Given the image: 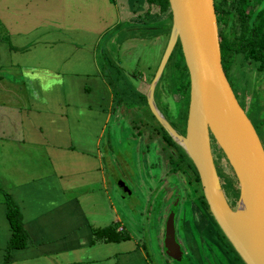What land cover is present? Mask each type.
Here are the masks:
<instances>
[{"label":"crops","instance_id":"crops-1","mask_svg":"<svg viewBox=\"0 0 264 264\" xmlns=\"http://www.w3.org/2000/svg\"><path fill=\"white\" fill-rule=\"evenodd\" d=\"M119 5L0 0V264L12 235L6 193L27 236L24 247L10 250L6 264L148 260L114 205V185L122 180L113 185L106 172L116 165L118 141L106 129L118 123L117 106L129 93L142 109L147 104L137 98L138 87H127V78L113 80L105 51L99 55L109 68L97 60L102 37L120 26ZM57 76L63 84L44 91L42 85ZM138 90L146 95L148 89ZM198 211L193 226L207 224L203 233L218 236L214 220ZM223 249L234 254L232 264H244L225 242Z\"/></svg>","mask_w":264,"mask_h":264},{"label":"rangeland","instance_id":"rangeland-1","mask_svg":"<svg viewBox=\"0 0 264 264\" xmlns=\"http://www.w3.org/2000/svg\"><path fill=\"white\" fill-rule=\"evenodd\" d=\"M114 1L120 4L118 10L120 26L117 29L108 30V33L103 35L97 49L96 55L99 57L97 60L101 67L109 68L101 59L102 56L99 55L105 51V55H108L113 62L112 70L118 68L121 71L120 75L124 74V77L127 78V87L130 89L138 87L137 89L144 90V85L148 82L151 83L150 78L159 66L169 36L167 37L166 32L153 35L152 31L141 36L139 32L145 30L140 28L143 24L163 22L167 18V12L158 15L152 11L146 14L144 12L147 9V4L143 0ZM222 2L226 7L229 0H222ZM251 8L248 7V10ZM145 26L149 27L150 25ZM236 27L237 34H241L243 28H240L237 23ZM146 31H149V28H146ZM172 58L176 61L177 69L170 61L168 62L169 65L165 66L162 73L163 78L154 90V98L157 108L164 114L171 126L178 131H183L189 103L186 97L187 89L184 90V85L189 76L184 68V59L181 53L175 50ZM233 60L235 61L229 70L230 74L236 78L240 72V76L238 82L232 80V86L238 91V99L256 126L264 143V73L256 70L260 65L258 61L244 59L242 53L234 55ZM244 71L247 73L244 74ZM175 84L177 89L174 88ZM125 92L129 91L125 90ZM127 95H129V99L126 100V103H119L117 106V110H119L117 113L115 112L114 119L118 123L113 127L109 124V128L106 129L107 132L110 129L109 137L114 136L118 141L115 150L121 148L124 152L117 150L114 152L113 158L116 165L112 162L113 170L110 169L106 172H110L113 185L116 183V179H121L130 190V194H123L122 190L114 185L113 197L114 205L118 206L135 241L146 251L148 256V260L138 259L137 264H232L234 254L230 250L228 253L227 249H223L224 239L221 237L223 233L218 226H213L218 236L215 234L211 238L203 233L208 227L207 224L201 229L193 226L197 221L194 211L199 213L195 205V196L196 194L200 196L201 186L197 181L190 182L193 174L189 170L188 159L184 157L182 163H179L177 158L171 160L174 149L180 152L179 149L175 145L173 149H168L163 136L154 130H158L160 126L150 107L142 109L140 106H136V104L140 105L136 98H134L135 101L131 99L133 95L130 93ZM212 145L214 162L222 189L229 204L233 206L238 198L239 184L228 161L214 141ZM141 155H144L142 160L140 159ZM187 167L188 171H186ZM158 173H162L168 180L176 183H172L170 186L173 185L179 191V200L181 199L182 203L179 201L177 205L173 200H166V197L164 203H158L161 201L160 198L155 203L153 200L151 201L152 190H159ZM170 205L171 208L175 205L176 207L173 209L179 212V215L176 214V216L178 215L176 219L177 235L180 234L179 240L186 250L184 257L179 262L160 253L163 249V224ZM202 213L212 220V216L208 215L205 209Z\"/></svg>","mask_w":264,"mask_h":264},{"label":"water","instance_id":"water-1","mask_svg":"<svg viewBox=\"0 0 264 264\" xmlns=\"http://www.w3.org/2000/svg\"><path fill=\"white\" fill-rule=\"evenodd\" d=\"M171 29L165 51L146 93L156 120L191 160L212 219L244 264H264V149L222 66L214 0H168ZM179 41L189 76L185 133L179 134L157 108L154 90ZM221 150L239 184L231 207L222 189L212 142ZM117 186L130 193L123 181ZM173 192V190H171ZM176 204V203H175ZM176 213L164 221V254L184 257L176 236Z\"/></svg>","mask_w":264,"mask_h":264},{"label":"trees","instance_id":"trees-1","mask_svg":"<svg viewBox=\"0 0 264 264\" xmlns=\"http://www.w3.org/2000/svg\"><path fill=\"white\" fill-rule=\"evenodd\" d=\"M144 3L147 4V9L144 13L149 14L152 11H155L156 14L160 15L165 12H167V18L166 20H163V22H156V23H151V24H143L140 29L145 30V31H140L139 35L143 36L144 34H149L151 31V34L156 35L159 33H167V37L169 36L170 29H171V13L169 12V3L168 0H143ZM238 1V0H237ZM255 1V12L257 11V5L261 0H254ZM240 3H234L233 7L237 9V14L234 15L232 11L226 10L225 6H223L222 0H215V10L218 13V23L220 25V48H221V57H222V66L225 72L228 71L230 68V65L233 60V56L236 53L242 52L244 55L248 58H251L255 61H258L260 63L259 69L263 70L264 69V10L260 9L256 12V15H254V18H252L251 14H247L244 12V7L246 6V3L248 0H240ZM238 22V23H237ZM250 22V23H249ZM236 23L239 24L240 28H243V32L241 34H237V29H236ZM145 25H150L145 26ZM146 28H149V31H146ZM156 31V32H153ZM179 51L182 55L181 47L179 41H177L166 65H169L170 63L174 66L175 69L176 67V61L172 56H174V52ZM172 60V61H171ZM184 63V62H183ZM165 65V66H166ZM184 68H187L184 63ZM117 71V72H115ZM112 74L116 75L115 79L113 80H123L124 74H121V71L117 69H114L111 71ZM188 74V72H187ZM163 75V74H162ZM162 75L160 79L158 80L156 86L158 83L161 82L162 80ZM154 77V73L151 76V80ZM150 82L146 83L144 85L145 88L148 89ZM183 86V85H182ZM175 84V89L176 88ZM186 91L189 89V77L187 78L186 84L184 85ZM156 88V87H155ZM187 93V92H186ZM137 95L138 99L146 100V95L143 93H140L139 90L135 92ZM138 106V105H137ZM148 108L147 104L145 106ZM159 124V123H158ZM160 128L156 130L159 134L163 136L165 140H168L170 144L175 145L179 149V159L178 162L182 163L183 158L186 157L189 161V167H191L195 179L199 182V177L198 174L191 162V160L188 158L186 153L183 151V149L180 146H177L176 143L170 138L168 133L165 131V129L159 124ZM153 130V129H152ZM155 130V129H154ZM160 131V132H159ZM221 152V150L219 149ZM223 154V153H222ZM171 157V156H170ZM174 157H171V160ZM229 180V179H228ZM238 182V181H237ZM5 195V194H4ZM7 198L5 199V204L7 206V219L10 224V229L12 232L9 245L7 248V255H6V263H8V259H10V250L12 248H21L24 247L26 244V234L23 228V223L21 220V213L18 209V207L13 203L11 198L8 196L6 193ZM200 202L202 205L205 207V211L208 212V215L211 216V213L209 211L207 202L204 198V195L202 193V190L200 192L199 196ZM213 220V219H212ZM215 222V221H214ZM216 224V223H215ZM217 226V224H216ZM219 228V227H218ZM223 235V234H222ZM222 239H224V242L226 244L227 248H230L231 245L229 242L226 240V238L221 236ZM231 250H233L231 248Z\"/></svg>","mask_w":264,"mask_h":264},{"label":"flooded vegetation","instance_id":"flooded-vegetation-1","mask_svg":"<svg viewBox=\"0 0 264 264\" xmlns=\"http://www.w3.org/2000/svg\"><path fill=\"white\" fill-rule=\"evenodd\" d=\"M240 0H229V2H228V6H226L225 7V9L226 10H229V11H232L233 13H234V15L235 14H237V9L236 8H234L233 7V5H234V3H240L239 2ZM214 5H215V0H214ZM248 7H252L250 10H248ZM264 10V0H261L259 3H258V5H257V11L258 10ZM256 11V12H257ZM215 12H216V10H215ZM244 12L245 13H247V14H251V15H256V12H255V1L254 0H248V2L246 3V6L244 7ZM216 15H217V23H218V13L216 12ZM236 16V15H235ZM238 23V22H237ZM221 25V24H220ZM220 25H219V23H218V28H219V30H220ZM239 25V24H238ZM236 29H237V27H236ZM220 32V31H219ZM219 38H220V36H219ZM239 53H242V52H239ZM238 53H236V54H234V55H237ZM243 55H244V53H242ZM234 57V56H233ZM251 59V58H248V57H246L245 55H244V59ZM251 60H253V59H251ZM234 61L235 60H232V63H231V65H230V68L228 69V71L231 69V67L233 66V64H234ZM253 61H255V60H253ZM235 67V66H234ZM236 69V68H235ZM235 69H234V72H236L235 71ZM256 70H258V71H260V72H263L264 73V69L263 70H260L259 69V67H257L256 68ZM225 71V70H224ZM225 72V74H226V76H227V79H228V81H229V83H230V85H231V87H232V89H233V91H234V93H235V96H236V98L238 99V96H237V92L238 91H236L234 88H233V86H232V80L234 79V81L236 80L237 82L239 81V76H240V72L237 74V77L235 78V76H232L231 74H230V71L229 72ZM248 72H251V71H248ZM245 73H247L246 71H244V74ZM242 75V74H241ZM155 93V92H154ZM185 93V92H184ZM186 97H187V100H189V89H188V91H187V93H186ZM154 100H155V98H154ZM147 101V100H146ZM238 101H239V103H240V105L243 107V105H242V103L240 102V100L238 99ZM147 106H148V104H147ZM188 109V108H187ZM243 109H244V111H245V113H246V115L248 116V118L250 119V117H249V115H248V113H247V111L245 110V108L243 107ZM162 113V112H161ZM163 114V113H162ZM163 116H164V114H163ZM186 117H187V113H186ZM250 121H251V119H250ZM158 122V121H157ZM185 123H186V119H185V121H184V125H183V131H178L176 128H175V130L179 133V134H184L185 133ZM251 123L253 124V126H254V128H255V130H256V132H257V135H258V137H259V139H260V141H261V144H262V146H263V149H264V143H263V141H262V138L260 137V134H259V132H258V130H257V128H256V126L254 125V123L251 121ZM160 124V123H159ZM263 129H264V127H263ZM155 130H157V129H155ZM165 142H166V146H167V148L168 149H170V148H172L173 149V144H170L169 143V141L168 140H165ZM212 143H213V141H211ZM125 143H127V142H125ZM211 143V144H212ZM213 146V145H212ZM174 153H173V157L174 158H177V159H179V152L176 150V149H174V151H173ZM212 155H213V148H212ZM140 159L142 160V159H144V155H141L140 156ZM213 159H214V156H213ZM215 163V162H214ZM215 167H216V165H215ZM189 170H190V172L193 174V178L192 179H190V182H192V181H197L196 179H195V177H194V173H193V171H192V169H191V167H189ZM216 170H217V167H216ZM186 171H188V167H187V169H186ZM217 173H218V171H217ZM158 178H159V180H160V184H159V190H155V189H153L152 191H153V194H152V199H151V201L153 200V202L155 203V202H157L158 200H159V198L161 199V201H159L158 203H164V201H165V197H166V200H168V199H170V200H173L174 202H176V204L178 205V203H179V201L181 200H179V191L172 185V186H170L172 183L173 184H176L175 182H172V180H168V178H166V177H164V175H162V173L160 174V173H158V176H157ZM197 183H199V186H200V182H198L197 181ZM190 184H192L193 185V183H190ZM179 188V187H178ZM171 190H173V192H171ZM199 195H197L196 194V196H195V198H196V200H195V202H196V208H198L200 211H203L204 209H205V207L204 206H202V203L200 202V199H198L199 197H198ZM226 197V196H225ZM181 203H182V201H180ZM231 205V204H230ZM200 206V207H199ZM235 205H231V207H234ZM173 207H176L175 205L174 206H172V208H171V205L169 206V210H168V213L169 212H171V211H174L176 214H178L179 215V212H178V210H175V209H173ZM203 207V208H202ZM178 209V208H177ZM168 213H167V215H168ZM178 215H177V217H178ZM167 217V216H166ZM177 217H176V219H177ZM175 223H176V221H175ZM176 236H177V240L181 243V246H182V248H184L185 249V246L183 245V243L179 240V238H181V236H180V234H178L177 235V227H176ZM186 251V250H185Z\"/></svg>","mask_w":264,"mask_h":264},{"label":"clouds","instance_id":"clouds-1","mask_svg":"<svg viewBox=\"0 0 264 264\" xmlns=\"http://www.w3.org/2000/svg\"><path fill=\"white\" fill-rule=\"evenodd\" d=\"M27 76L28 73H25ZM56 84H63V80L60 77H54L53 79L49 80L47 83L43 84L42 87L44 91H49L54 85Z\"/></svg>","mask_w":264,"mask_h":264}]
</instances>
